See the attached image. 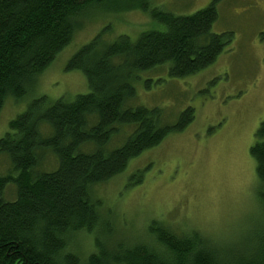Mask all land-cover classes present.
<instances>
[{"label": "trees", "instance_id": "obj_1", "mask_svg": "<svg viewBox=\"0 0 264 264\" xmlns=\"http://www.w3.org/2000/svg\"><path fill=\"white\" fill-rule=\"evenodd\" d=\"M221 1L189 16L155 9L151 18L162 27L135 40L120 35L107 43L96 35L65 65L84 75L88 92L48 105L44 96L35 98L8 123L0 137V264H264V224L250 246L224 254L199 233L178 236L155 220L148 243L109 246L108 229L97 233L104 221L92 189L194 120L190 106L164 123L158 107L127 105L135 97L133 79L163 66L172 79L183 78L213 64L232 37L212 31ZM124 3L147 9L146 0H0V111L5 99H20L34 86L86 9ZM121 128L128 134L107 148ZM48 151L56 164L41 170ZM249 154L264 214V121ZM81 231L93 235L94 250L84 257L66 250Z\"/></svg>", "mask_w": 264, "mask_h": 264}, {"label": "rangeland", "instance_id": "obj_2", "mask_svg": "<svg viewBox=\"0 0 264 264\" xmlns=\"http://www.w3.org/2000/svg\"><path fill=\"white\" fill-rule=\"evenodd\" d=\"M210 1L146 0L144 11L128 3L92 5L78 19L68 45L25 96L5 99L0 137L33 99L44 96L48 105L88 92L84 75L66 71L65 65L96 35L107 43L120 35L135 40L142 32L162 27L152 20L151 11L189 16ZM216 10L212 31L232 37L213 64L177 79L163 66L139 72L132 81L135 97L127 105L158 107L164 123H173L190 106L194 120L92 189L104 221L96 232L105 235L108 229L109 246L117 241L126 246L150 242L147 227L155 220L178 236L199 233L224 254L250 246L264 224L249 154L254 133L264 121V0H222ZM127 132L121 128L107 148L118 146ZM41 158V170L53 169L56 162L49 151ZM69 244L66 250L80 257L94 250L93 235L86 231L73 234Z\"/></svg>", "mask_w": 264, "mask_h": 264}]
</instances>
